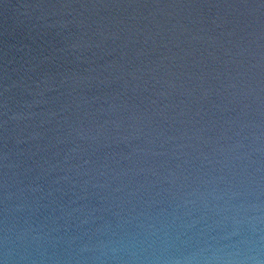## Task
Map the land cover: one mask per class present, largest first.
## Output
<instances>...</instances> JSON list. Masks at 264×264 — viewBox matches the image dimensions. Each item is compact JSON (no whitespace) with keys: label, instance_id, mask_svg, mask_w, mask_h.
<instances>
[{"label":"water","instance_id":"1","mask_svg":"<svg viewBox=\"0 0 264 264\" xmlns=\"http://www.w3.org/2000/svg\"><path fill=\"white\" fill-rule=\"evenodd\" d=\"M0 264H264V0H0Z\"/></svg>","mask_w":264,"mask_h":264}]
</instances>
